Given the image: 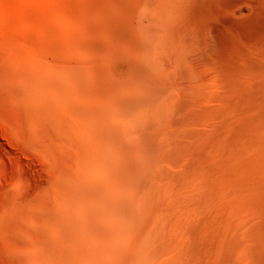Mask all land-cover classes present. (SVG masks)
<instances>
[{"label":"bare ground","instance_id":"obj_1","mask_svg":"<svg viewBox=\"0 0 264 264\" xmlns=\"http://www.w3.org/2000/svg\"><path fill=\"white\" fill-rule=\"evenodd\" d=\"M139 6L124 45L136 60L122 84L66 55L90 45L69 22L59 31L19 14L20 32L5 21L18 39L0 47L13 56L17 81L85 138L72 182L54 193L62 221L47 216L37 256L46 264H236L238 256L264 264V201L250 189L264 181V78H249L264 76V55L237 63L212 107L187 93L173 97L161 68L164 34L146 25L148 3ZM36 49L63 50L77 69Z\"/></svg>","mask_w":264,"mask_h":264},{"label":"rangeland","instance_id":"obj_2","mask_svg":"<svg viewBox=\"0 0 264 264\" xmlns=\"http://www.w3.org/2000/svg\"><path fill=\"white\" fill-rule=\"evenodd\" d=\"M140 2L154 12L146 25L164 34L161 68L173 97L187 93L212 107V96L232 82L236 64L244 57L264 55V0H0V46L17 41L5 21L21 32L19 14L30 24L43 18L59 31L69 22L90 45H79L80 52L67 48L66 55L74 63L86 60L88 68L97 66L103 81L122 84L136 60L124 45L131 37L129 23L140 19ZM62 51L36 49L35 54L77 69ZM13 65L11 53L0 47V264H46L44 256H37V244L48 238V215L62 221L54 193L72 182L67 173L84 156L85 138L71 121L34 103L24 79L17 81L20 71ZM237 76L235 80H248ZM249 78L263 83L264 76L252 73ZM253 182L254 196L264 201V181ZM248 257L238 256L236 264H254Z\"/></svg>","mask_w":264,"mask_h":264}]
</instances>
